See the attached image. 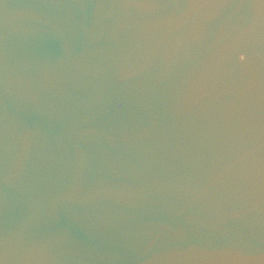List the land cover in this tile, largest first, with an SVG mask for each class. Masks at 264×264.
Masks as SVG:
<instances>
[{"label": "water", "instance_id": "water-1", "mask_svg": "<svg viewBox=\"0 0 264 264\" xmlns=\"http://www.w3.org/2000/svg\"><path fill=\"white\" fill-rule=\"evenodd\" d=\"M0 264H264V0H0Z\"/></svg>", "mask_w": 264, "mask_h": 264}]
</instances>
